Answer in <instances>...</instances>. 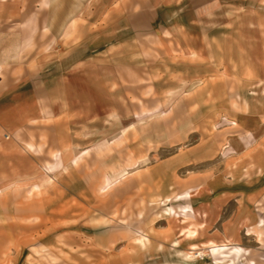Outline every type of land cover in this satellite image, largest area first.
Segmentation results:
<instances>
[{
	"label": "rangeland",
	"instance_id": "374dc122",
	"mask_svg": "<svg viewBox=\"0 0 264 264\" xmlns=\"http://www.w3.org/2000/svg\"><path fill=\"white\" fill-rule=\"evenodd\" d=\"M0 14V264H264V0Z\"/></svg>",
	"mask_w": 264,
	"mask_h": 264
},
{
	"label": "bare ground",
	"instance_id": "6f19581e",
	"mask_svg": "<svg viewBox=\"0 0 264 264\" xmlns=\"http://www.w3.org/2000/svg\"><path fill=\"white\" fill-rule=\"evenodd\" d=\"M186 235H187V237H189L190 240H192L195 237H197V235H199V232H198L197 228H190V229L187 230ZM201 244H202V247L206 248L209 245L215 244V241H206V242H202ZM191 246H192L191 249L198 250V251L200 250L201 251V247H199V244L198 243L193 242L191 244ZM195 254H196V252H195Z\"/></svg>",
	"mask_w": 264,
	"mask_h": 264
},
{
	"label": "crops",
	"instance_id": "0c3cea01",
	"mask_svg": "<svg viewBox=\"0 0 264 264\" xmlns=\"http://www.w3.org/2000/svg\"><path fill=\"white\" fill-rule=\"evenodd\" d=\"M0 20H3V15L0 14Z\"/></svg>",
	"mask_w": 264,
	"mask_h": 264
}]
</instances>
